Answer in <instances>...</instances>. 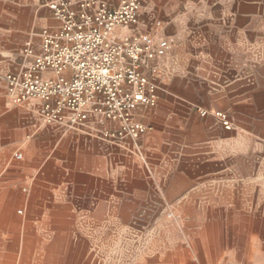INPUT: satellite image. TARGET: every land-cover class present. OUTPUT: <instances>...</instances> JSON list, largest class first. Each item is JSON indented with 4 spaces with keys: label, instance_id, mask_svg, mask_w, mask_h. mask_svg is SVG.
<instances>
[{
    "label": "crops",
    "instance_id": "0c3cea01",
    "mask_svg": "<svg viewBox=\"0 0 264 264\" xmlns=\"http://www.w3.org/2000/svg\"><path fill=\"white\" fill-rule=\"evenodd\" d=\"M52 1L0 0V169L44 218L114 219L116 203H139L140 219L179 221L178 242L201 243L203 264H264V0H141L139 24L116 35L161 47L146 70L158 100L135 114L148 133L120 144L99 137L112 123L48 125L8 97L23 47L58 25Z\"/></svg>",
    "mask_w": 264,
    "mask_h": 264
},
{
    "label": "built area",
    "instance_id": "2783aa9c",
    "mask_svg": "<svg viewBox=\"0 0 264 264\" xmlns=\"http://www.w3.org/2000/svg\"><path fill=\"white\" fill-rule=\"evenodd\" d=\"M49 9L58 25L41 31L38 47L27 43L23 64L4 77L10 101L32 104L48 125L112 123L99 133L112 144L144 137L149 128L135 114L157 104L158 84L146 70L161 47L150 35H116L139 24L141 0H123L118 7L108 0H54ZM214 115L231 129L226 113Z\"/></svg>",
    "mask_w": 264,
    "mask_h": 264
},
{
    "label": "rangeland",
    "instance_id": "374dc122",
    "mask_svg": "<svg viewBox=\"0 0 264 264\" xmlns=\"http://www.w3.org/2000/svg\"><path fill=\"white\" fill-rule=\"evenodd\" d=\"M14 175L10 166L0 169V264H203L195 257L201 243L192 237L189 249L178 242L179 221L139 218L148 205L116 203L114 219L44 218L45 208L28 203ZM127 209L136 216L121 218Z\"/></svg>",
    "mask_w": 264,
    "mask_h": 264
},
{
    "label": "bare ground",
    "instance_id": "6f19581e",
    "mask_svg": "<svg viewBox=\"0 0 264 264\" xmlns=\"http://www.w3.org/2000/svg\"><path fill=\"white\" fill-rule=\"evenodd\" d=\"M13 206V203L12 202H7L6 203V207L4 208L6 211H9L10 212V209L11 207Z\"/></svg>",
    "mask_w": 264,
    "mask_h": 264
}]
</instances>
